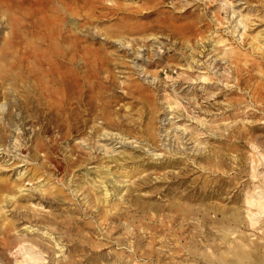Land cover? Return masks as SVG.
Masks as SVG:
<instances>
[{
  "label": "rangeland",
  "instance_id": "374dc122",
  "mask_svg": "<svg viewBox=\"0 0 264 264\" xmlns=\"http://www.w3.org/2000/svg\"><path fill=\"white\" fill-rule=\"evenodd\" d=\"M49 5L41 19L18 4L0 12V264L31 252L38 264H87L89 245L100 252L94 264L264 254V208L247 206L264 203V0ZM73 47L110 67L81 89L105 103L75 98L48 117L53 107L40 99L32 110L35 82L15 78L19 60L29 52L60 67V50ZM80 119V133H69ZM99 175L120 190L110 201L119 213L96 232L84 225L100 220L83 197Z\"/></svg>",
  "mask_w": 264,
  "mask_h": 264
},
{
  "label": "bare ground",
  "instance_id": "6f19581e",
  "mask_svg": "<svg viewBox=\"0 0 264 264\" xmlns=\"http://www.w3.org/2000/svg\"><path fill=\"white\" fill-rule=\"evenodd\" d=\"M81 1L82 0H69V2L75 5H78ZM11 4H18V8H17L18 12H22L25 16L27 15L28 18L35 17V18L41 19L39 15L43 16L44 14L43 11L47 7L50 8L49 0H0V12L4 10L3 6H9ZM43 20H45L44 23L48 22L46 21L47 20L46 17H44L42 21ZM34 21L35 20H32V22L30 23L31 26L36 25ZM16 29L17 30L14 31V36L15 34H17L18 27ZM38 29L43 30V34H45L46 31L48 32L49 26L41 24V25H38ZM119 34H120V31H119ZM11 37H13V34H11ZM11 37H9V39H12ZM59 54L62 57L61 58L62 60H60L61 62L60 67H57L56 64H54L52 61L49 60V57H46V55H43V58L41 57L42 59L39 58L38 62L36 61L34 63L32 62V60H29V58L31 57L29 52H26L22 56V58L19 60V63L16 68L17 71H16L15 78H17L19 81H23L24 79L28 78V79H33L35 82L32 84V91L35 92V95L37 96V99H35L37 101V104L33 105L34 107H32V110H36V112H39V108H40L39 106L42 105V102L40 99H43L45 101V104L48 106L49 109L53 107L50 110V112L47 114L48 117L58 116L59 114H55V113L61 112V110H66V106L68 104H73L72 102H73V99L75 98L80 99V100L83 99L84 104H87V105H91L93 100L96 103V105H99L98 103L99 100H103V102L105 103L104 99H101L102 98L101 92H95L89 88H86L85 90H81L84 86L87 76L91 78H96L97 75H99L101 72L107 71L110 73V67L107 66V63H105L104 58L102 59V57H98L100 55L95 56L94 54L89 53L87 51H82L78 47L63 48L60 50ZM79 57L80 58L83 57L85 59L83 60V66L86 67V71H89L88 75L83 76V74H79L78 71L75 69V65H76L75 60ZM34 97L35 96H33V98ZM30 98L31 96H28V98L26 99L25 106L27 107L30 104ZM50 99H53V100L50 101ZM109 102H111V100H109ZM78 104H79V101H78ZM108 113H109V110L106 114L102 115L104 119L105 118L108 119ZM83 122L84 121L80 119V120L73 122L74 125H72L71 123H68V127H70L68 129L69 133L79 134L81 131V127L84 126ZM255 166L256 164L252 168L254 169ZM106 172H107V175L110 174L108 170ZM97 177L98 179H95L94 181H92V184H91L92 191L94 192V194L90 193V191H87V193L84 194V197H83V199L85 200L84 204L90 206L91 208H95L96 210L95 215L97 216V220H100L99 223H95L93 218L85 221L84 225H86L89 229L94 228L95 231L98 230V227H100V225L103 224V222L109 221V223H111V221L116 219V216H118L119 210L117 209V205L114 204L115 202L111 204L110 201L112 199L111 196L119 195V191H120L118 187L115 186L114 180H112L110 176L108 177V176L103 175L102 177H100L99 175ZM247 202H248L247 206H249L248 207L249 209L255 208L258 211V210H263L264 208L263 206L264 203L260 202L259 199L251 200ZM251 218L249 220H251ZM125 219H127V217ZM127 220L128 222H131L130 218H128ZM125 225H124V228L126 227L125 229L127 231L128 223H126ZM89 234H90L89 240L93 242V235L91 234V232H89ZM101 245H104V244H101ZM261 247L253 248L250 251H245L242 248H234L232 251L231 258L228 259V257L230 256L229 254H223L222 256L217 257L216 261H213L212 263H208V260L206 258H202V259L205 260L203 261V263L205 264H264V254L261 252ZM83 248L90 251V254H89L90 257H88L86 263L94 264V261H96V259L99 257L100 252H95L93 249H91L92 248L91 245L84 246ZM58 251L62 252L61 249ZM94 254L96 255L93 256ZM23 256L26 257L24 262H19V263L14 262L13 264H38V261L42 259V258H38L39 256L34 254L33 252L29 253L26 256L23 254ZM170 260L171 258L166 259L165 257L156 258V261L158 263L160 262L170 263ZM191 260L192 258L189 255H187L181 258V260L176 261L175 263L179 264L181 261L183 263H187V262L190 263ZM69 263L72 264L71 260ZM172 263L174 264L173 261ZM39 264H41V262H39Z\"/></svg>",
  "mask_w": 264,
  "mask_h": 264
}]
</instances>
